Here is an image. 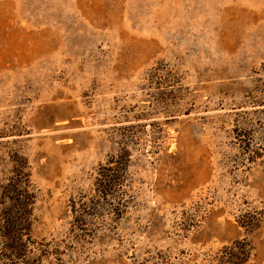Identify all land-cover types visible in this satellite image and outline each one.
Wrapping results in <instances>:
<instances>
[{
	"label": "rangeland",
	"instance_id": "rangeland-1",
	"mask_svg": "<svg viewBox=\"0 0 264 264\" xmlns=\"http://www.w3.org/2000/svg\"><path fill=\"white\" fill-rule=\"evenodd\" d=\"M0 264H264V0H0Z\"/></svg>",
	"mask_w": 264,
	"mask_h": 264
},
{
	"label": "trees",
	"instance_id": "trees-1",
	"mask_svg": "<svg viewBox=\"0 0 264 264\" xmlns=\"http://www.w3.org/2000/svg\"><path fill=\"white\" fill-rule=\"evenodd\" d=\"M11 224H12V222H11ZM233 255H234V253H231V261H232V257H233ZM228 259H229V257H228Z\"/></svg>",
	"mask_w": 264,
	"mask_h": 264
}]
</instances>
